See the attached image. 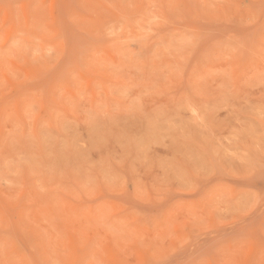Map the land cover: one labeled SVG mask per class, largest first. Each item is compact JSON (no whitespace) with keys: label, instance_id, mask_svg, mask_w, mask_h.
<instances>
[{"label":"rangeland","instance_id":"rangeland-1","mask_svg":"<svg viewBox=\"0 0 264 264\" xmlns=\"http://www.w3.org/2000/svg\"><path fill=\"white\" fill-rule=\"evenodd\" d=\"M0 264H264V0H0Z\"/></svg>","mask_w":264,"mask_h":264}]
</instances>
